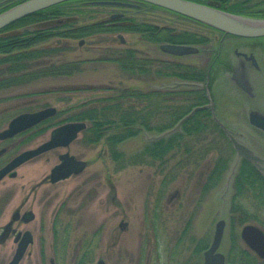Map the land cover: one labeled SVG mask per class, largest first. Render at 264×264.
<instances>
[{
	"label": "rangeland",
	"instance_id": "374dc122",
	"mask_svg": "<svg viewBox=\"0 0 264 264\" xmlns=\"http://www.w3.org/2000/svg\"><path fill=\"white\" fill-rule=\"evenodd\" d=\"M69 7L90 8L93 17L89 22L95 16L101 18L100 6L78 1ZM133 13L138 20L153 25L200 32L209 37L206 49L211 52L173 57L161 51L158 46L144 45L139 33H123L124 44L119 40L104 41L101 34L78 39L53 37L40 46L60 47L64 51L60 56L47 57L45 60L57 63L79 62V71L72 75L45 76L0 90V131L16 115L47 106L63 111L58 120L64 121L74 112L73 107L111 96L118 92L113 90L115 87L147 91L164 86L165 83L173 84L175 78L166 80L163 74L152 72L158 68L164 70L165 65L160 61L154 62L151 71L142 77L125 73L113 61L117 50L133 47L147 58L207 68L213 60V51L221 49L220 45L225 38L202 24L163 9L147 6ZM242 13L253 15L251 9L242 10ZM73 16L79 25L86 21V17H81V14ZM25 29L35 28L18 27L8 33H20ZM81 41H84L83 45H80ZM245 41L228 36L223 45L227 49L231 46L232 49V45L241 47ZM263 41L264 38H259L247 42L256 44ZM230 90L232 88H228L229 93L226 89L222 92L219 97L221 103L226 100L235 104L236 100H240L241 95L234 91L238 95L236 99ZM260 92L261 97L257 103L252 101L250 104L246 100L247 109L253 106L264 110V82ZM179 104L183 102L179 101ZM232 104H227L228 110H217V114L232 131L238 135L243 134V140L247 138L256 150L264 153V132L249 125L245 107ZM49 130L39 137L17 144L10 154L0 159V166L15 154L47 140ZM157 135L140 133L123 141L117 147L121 157L116 161L111 157L106 141L96 145L88 144L80 135L68 150L89 163L82 174L56 184L39 185L59 162L58 154L66 151L60 149L37 157L19 167L15 176L6 177L0 183V233L11 220L13 212L21 206L22 212L32 210L36 215L30 224L14 225L19 230L29 229L34 235V243L20 264H77L86 252L88 258L84 264H97L101 259L106 264H183L199 241L204 239L211 244L216 223L222 218L227 220V228L220 250L229 255L232 247L231 227L228 225L233 194L230 187L231 168L237 160L231 144L230 152L227 153L230 163L226 175L209 191L204 192L208 171L220 155L214 134L206 136L207 139L195 140L192 158L181 150L171 152L164 161L149 158L143 161L137 155H141L145 145ZM208 141L213 142L211 151L201 158V151L197 149ZM166 181L169 183L163 188ZM250 202L246 201L248 207L253 206ZM249 223L257 225L254 221ZM242 227H236L238 234ZM241 245L246 247L243 241ZM15 250L13 238L0 244V264H8Z\"/></svg>",
	"mask_w": 264,
	"mask_h": 264
},
{
	"label": "trees",
	"instance_id": "16d2710c",
	"mask_svg": "<svg viewBox=\"0 0 264 264\" xmlns=\"http://www.w3.org/2000/svg\"><path fill=\"white\" fill-rule=\"evenodd\" d=\"M23 1L25 0H14L7 7H2L0 12ZM78 1L82 0L65 2L39 11L0 30V90L13 85H23L45 76L72 75L79 71V62L57 63L45 60L47 57L60 56L64 51L63 48L40 46L53 37L78 39L103 33L104 28L101 23L77 24L79 21L73 15L81 14V17H86V11L81 8L72 9L69 5ZM5 4H0V7ZM228 11L244 14L236 8H229ZM148 26L151 40L157 44L201 45L206 49V44L209 42L205 36L194 31H177L170 28ZM18 27H33L36 30L25 29L20 33H4ZM115 54L130 61L132 56L139 55L140 52L123 49L117 50ZM167 69L169 77L186 80L204 81L207 75V68L177 62H169ZM152 72L158 75L162 74L161 68L153 69ZM168 96V105L165 107L161 92L150 93L122 88L111 96L73 107L74 112L64 121L58 120L63 113V111H59L55 117L40 124L39 133L42 134L64 122L86 121L88 127L82 134L83 140L93 145L106 141L111 157L116 161L121 157L117 149L120 143L140 133L162 134L173 128L192 108L204 105L207 100L203 89L185 91L181 94L170 92ZM179 101L183 104H179ZM164 115H166L165 118ZM212 133L216 137L215 144L220 155L209 170L204 182L203 191H209L215 185L214 182L217 184L224 178L230 163V157L227 155L230 152V142L222 128L213 120L210 110L196 112L182 125L181 131L150 140L143 148L141 155L137 156H140L143 161L147 158L153 161H164L171 152L182 150L192 158L195 151V140L207 139L208 135ZM201 145L203 146L197 150L201 151L202 158L211 151L213 142L208 141ZM232 151L234 152L233 149ZM172 177L171 179H173ZM168 183L166 181L163 188ZM231 189L233 194L228 225L231 227L232 247L229 255H226L227 261L231 264H264V259H260L247 247L241 245L240 235L236 232V227L244 226L252 221L264 229V175L249 161L242 160ZM247 200L251 201L253 206L248 207ZM208 246L206 240L199 241L191 256L184 259L183 264H203V253ZM87 254L88 252L84 253L77 264H84L88 258Z\"/></svg>",
	"mask_w": 264,
	"mask_h": 264
},
{
	"label": "flooded vegetation",
	"instance_id": "af4514ba",
	"mask_svg": "<svg viewBox=\"0 0 264 264\" xmlns=\"http://www.w3.org/2000/svg\"><path fill=\"white\" fill-rule=\"evenodd\" d=\"M82 1H83V3L97 5V6H100L102 8V10H100L101 18H96V16H95L93 18V20L90 22H89V19H91L93 17V15H90L92 13V11L90 10V8L89 9L84 8V10L86 11V14H85L86 21H85V23H83L81 25L101 23V26H102V28H104V31H103V33H99L98 35L101 34V36L104 37V41L113 42V41L119 40L121 43L124 44L125 39H124L123 33H139V34H141V40H142L144 45H155L158 47L161 45V44H157V43L153 42L151 40L150 33H149L150 31H149L148 25H151V26H157V25H155V24L153 25V23H151V22L149 23L147 21L138 20L134 16V13H133L134 11L140 12L143 9H145L147 6H151V5H149L147 3H143V2H138L135 0H82ZM191 1L202 3L205 5H209V6H213V7H218L220 10H224V11H228L229 8H236V9L241 10V11L242 10L248 11V9H251V12L253 14L256 13V14L264 16V2L259 1V0H258V2H255L254 0H191ZM107 2H117V4H111V3H107ZM123 4H134V5H123ZM2 7H5V6L4 5L1 6L0 9ZM254 9H256V10H254ZM132 10H133V12H132ZM172 14H174V13H172ZM177 16H179V15H177ZM193 22H195V21H193ZM195 23H197V22H195ZM198 24H200V23H198ZM158 27H164L166 29L170 28V29L177 30L176 28L170 27V26H158ZM205 27H207V26H205ZM207 28H210V27H207ZM210 29L221 34L222 38L225 37L223 39L224 45H225L226 44L225 41L227 40L228 35H225L223 32H221L219 30H216L213 28H210ZM34 30H36V29H34ZM177 31H179V30H177ZM4 33L8 34V32H4ZM196 33L199 35L205 36V35L201 34L200 32H196ZM98 35L96 34V36H98ZM91 36H93V35H91ZM88 37H90V36H88ZM205 37L210 42L209 37H207V36H205ZM231 37H234V36H231ZM237 38L247 40V41L252 40V39L241 38V37H237ZM221 41H222V39H221ZM223 41L220 45L221 49H219L217 52L213 51V60L211 61L210 65L207 68V75H206V78L204 81H197L196 79L195 80L194 79L193 80H186V79H180L177 77H169L168 73H167L168 72L167 66H168V63L171 61H168V60L163 61V60H159V59H153L150 57L147 58V56H143V52H141L137 48H133V47L126 48V49H133V50L139 51L140 52L139 55L136 54V55L132 56L133 58H131L130 61L122 59V57H120V56H116V58H114L113 61L116 64H118L120 69L122 71H124L125 73H129L132 75L138 74L140 77H142L143 74H147L148 72L151 71V66L153 65L154 62L160 61L161 64L165 65L164 70L162 69L163 70L162 71V74H163L162 77L166 78V80L171 79V78H175L172 82L173 83L172 85L165 83L164 86H161L159 88H151L147 91L141 90V89H136V88L133 89V90H141L143 92H150V93L154 92V91L161 92L162 99H164L163 104L165 107L168 105V99H169L168 93H170V92L181 94V92H185V91L203 89L205 91V95H206V99H207L205 104H209L210 98H211V100L214 103V110H216V112H217V110H223V109L228 110L229 106L227 107V104L230 105L232 103H230L226 100H223L224 102L221 103L219 101V97H221L222 92L225 89H226V92L229 93L228 88H232V90H230V91L235 96L236 99H238L236 97L238 95H236L234 93V91L238 92V94L241 95L240 100L239 99L236 100L237 102L235 104H232V105H234V106L239 105V107H245L247 109L246 100H248L249 103L252 101H254V103L255 102L257 103L261 97L260 87L262 86V84L264 82V61H263V58H264V54H263L264 53V41L262 43H256V44H254L253 42L251 43V42L245 41L244 42L245 45H241V47L239 45H232L233 46L232 49H231V46H230V49H227L223 45ZM249 44H251V45H249ZM186 45H191V44H186ZM192 46H195L199 49V51L197 53L190 54L193 56L197 55V54L200 55L202 52H208V53L211 52L209 49H203L204 46H201V45H192ZM190 55H187V56H190ZM153 60H155V61H153ZM125 64H126V66H125ZM186 65H190V64H186ZM190 66H195V65H190ZM195 67H197V66H195ZM220 68L222 70H220ZM179 83L203 84V86L202 87L187 86V85H179L178 86ZM225 84H226V87H225ZM120 89H122V88H116V87L113 88L114 91H118ZM123 89H125V88H123ZM127 89H131V88H127ZM208 93L210 94V98L208 96ZM224 94H223V96H224ZM250 104H252V103H250ZM211 109L212 108H208L206 110L212 111ZM252 111H257V112L264 115V110L255 108L253 106L249 107V109H247V112H248L247 121H248L249 125H251L255 129H257L250 122V112H252ZM220 117L221 116H219V118ZM220 120H221V118H220ZM214 121L216 123V120H214ZM222 122H223V120H222ZM224 124H226V123H224ZM39 126H40V124L33 126L29 129H27L26 131L18 133L17 135H14L12 137H9L6 139H0V144H2L0 147V159L5 157L7 154H10V152H12L13 148L17 144H19L20 142L30 140V139L34 138L35 136L39 137L40 136V133H39L40 127ZM257 130L264 132L260 129H257ZM233 134L242 139L243 134L240 136L236 132ZM16 139H18V140H16ZM47 140H45L44 142H46ZM243 141L248 143L251 146V148H253L262 158H264V153L256 150L248 142L247 138L244 139ZM44 142H42V143H44ZM69 147H58V148L52 149L46 153L54 152V151L60 150V149H66L65 152L58 154L59 162L56 164V165H58L61 163L60 157L62 155L66 154V153H69L70 155H72L70 153V151L68 150ZM33 148H35V147H33ZM30 149H32V148H30ZM26 150H28V149H26ZM26 150H23V151L15 154L7 162L2 164L0 166V169L2 167H4L6 164H8L14 157H16L17 155H19L20 153H22ZM36 158L37 157L30 159L26 163H28V162L36 159ZM77 159L81 160L79 158H77ZM242 160H246V159L241 158L240 159V165H241ZM26 163H24V164H26ZM24 164H22V165H24ZM87 164L89 165L88 162H87ZM263 165H264V163H263ZM21 166H19V167H21ZM87 167L84 169V171L87 169ZM84 171H82L80 174H82ZM260 172H262V171H260ZM80 174H78V175H80ZM235 175L236 174L234 173V174H232V177H231V181H230V187L231 188L233 186V180H234ZM8 176H15V175H13V173H9L6 177H8ZM72 176H77V175L73 174V175L69 176L68 178H70ZM68 178H66V179H68ZM50 179L51 178H50V174H49L48 176H46L44 178V180L39 185H42L45 183L56 184V183L60 182V181H58L56 183H53V182H51ZM66 179H64V180H66ZM61 181H63V180H61ZM214 184L216 185V182H214ZM21 207L18 208L17 210H15V212H13V214L11 215V220L3 227L2 232L0 233V236H1L5 232V228L10 225L9 235L5 239H3V241L0 243V244H3L9 238H13L14 243L16 244L15 253H14L12 259L10 260V262L8 264H10L13 261L15 254H16V251L18 249L19 243L21 242L22 236L25 232L30 231L32 234V242L29 244L28 248L30 247V245H32L34 243V235H33L31 230H29V229L19 230L14 226L15 224H18V226H20L22 224H30L36 219V215L33 213L32 210H25L22 212ZM32 216H34V217L32 219H30ZM226 222H227V220H226ZM17 238H18V240H17ZM28 248H27V250H28ZM27 250H26V252H27ZM26 252H25V254H26ZM25 254H24V256H25ZM24 256H23V258H24ZM23 258L20 260V262L18 264L21 263Z\"/></svg>",
	"mask_w": 264,
	"mask_h": 264
},
{
	"label": "water",
	"instance_id": "95a60500",
	"mask_svg": "<svg viewBox=\"0 0 264 264\" xmlns=\"http://www.w3.org/2000/svg\"><path fill=\"white\" fill-rule=\"evenodd\" d=\"M70 0H25L5 11L0 13V30L15 23L16 21L30 16L36 12L48 9L52 6L67 2ZM138 2L148 3L168 11L177 13L194 21L200 22L214 29L223 32L225 35H231L242 38H262L264 37V18H256L245 15L233 14L227 11L220 10L218 7H213L189 0H135ZM117 4V2H107ZM134 5V4H123ZM83 44V41L80 42ZM160 49L174 56H184L191 53H197L199 50L194 46L178 45V44H162ZM179 85L198 86L201 84L181 83ZM245 87V86H244ZM212 108L214 104L210 99V103L204 106L195 107L188 115H186L178 124L171 130L166 131L162 136H167L171 133L180 130L182 124L190 119L197 111ZM57 114L55 107H48L36 112L23 113L10 121L8 128L0 132V139H6L17 135L27 129L38 125L42 121L53 117ZM213 118L223 128L229 137L233 147L237 153V160L232 169V174L235 172L240 159L246 158L257 166L264 173V159L252 150L242 139L236 137L229 129L220 122L216 113L213 111ZM250 122L255 127L264 131V115L257 112H250ZM87 127L85 122H69L54 128L50 133V138L39 146L28 149L16 157L8 164L0 169V182L9 174L13 173L19 166L26 163L30 159L38 157L52 149L58 147H69L75 141L79 134ZM61 163L56 165L50 174V180L56 183L75 174L78 175L87 166L83 160H78L75 156L66 153L60 157ZM32 216L30 219H32ZM226 221L224 219L217 222L212 243L204 252L203 264H230L226 261L225 255L220 252V247L224 237ZM10 225L5 228V232L0 236V243L9 235ZM240 236L245 245L253 251L260 259H264V230L254 224H247L242 227ZM20 237V236H19ZM18 240V238H17ZM32 242V234L27 231L23 234L22 240L19 243L15 257L10 264H18L23 258L29 244ZM98 264H106L104 260H100Z\"/></svg>",
	"mask_w": 264,
	"mask_h": 264
}]
</instances>
